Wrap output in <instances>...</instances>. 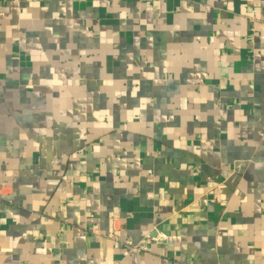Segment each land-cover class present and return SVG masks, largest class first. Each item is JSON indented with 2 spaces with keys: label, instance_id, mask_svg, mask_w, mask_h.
Returning <instances> with one entry per match:
<instances>
[{
  "label": "crops",
  "instance_id": "0c3cea01",
  "mask_svg": "<svg viewBox=\"0 0 264 264\" xmlns=\"http://www.w3.org/2000/svg\"><path fill=\"white\" fill-rule=\"evenodd\" d=\"M118 260L264 264V0H0V264Z\"/></svg>",
  "mask_w": 264,
  "mask_h": 264
},
{
  "label": "built area",
  "instance_id": "2783aa9c",
  "mask_svg": "<svg viewBox=\"0 0 264 264\" xmlns=\"http://www.w3.org/2000/svg\"><path fill=\"white\" fill-rule=\"evenodd\" d=\"M128 244L130 245V246H132L133 248H135L136 250H138V251H145V250H148V246L147 245H145V244H133L132 242H128ZM130 254V252L128 251V250H126V251H124V256H127V255H129ZM120 261L121 260H118V263L117 264H121L120 263Z\"/></svg>",
  "mask_w": 264,
  "mask_h": 264
}]
</instances>
